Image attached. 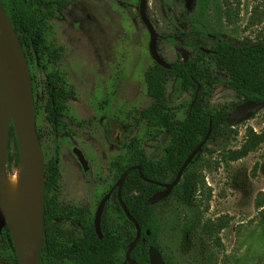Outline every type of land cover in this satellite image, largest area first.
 <instances>
[{"label":"rangeland","instance_id":"1","mask_svg":"<svg viewBox=\"0 0 264 264\" xmlns=\"http://www.w3.org/2000/svg\"><path fill=\"white\" fill-rule=\"evenodd\" d=\"M77 1L52 24L56 40L65 48L60 67L74 93L64 119L68 133L55 139L42 113L37 114L36 125L42 134L44 163L57 152L59 173L68 180L83 178V170L71 152L76 147L88 161L87 178L99 174L103 179L102 175L112 173L111 161L126 153L132 140L154 161L161 158L168 140L164 132H151L135 124L136 113L151 102L143 74L153 62L147 52V32L137 17L138 0ZM146 15L161 37L157 50L167 63L177 59L176 48H183L178 32L189 31L190 17L234 45L264 36V0H193L189 11L172 0H147ZM165 36H172L175 42ZM25 53L38 100L44 92L45 72L35 67L28 48ZM226 84L227 78L221 76L212 87V105L239 101ZM165 92L175 119H182L192 93L182 91L172 78ZM234 129L236 136L229 134L227 139L208 143L198 154L197 173L203 177V184L191 202L199 206L204 219H230L219 234L222 248L217 264H264V143L233 162L222 156L242 147L247 130L264 132V109ZM8 168L6 164L7 173L14 170ZM94 179L88 185L80 180L68 195L81 200L94 194V185L99 183ZM102 191L98 187L95 193ZM153 212L162 255L171 264H189L191 251L184 248L180 226L184 219H190V206L182 207L168 198Z\"/></svg>","mask_w":264,"mask_h":264},{"label":"trees","instance_id":"2","mask_svg":"<svg viewBox=\"0 0 264 264\" xmlns=\"http://www.w3.org/2000/svg\"><path fill=\"white\" fill-rule=\"evenodd\" d=\"M175 2L180 4L182 0H175ZM64 6L65 4H56L52 0H0V7L25 57L28 41L37 39L39 41H35V45L42 47L40 40L43 34L50 29L46 20L62 12ZM187 26L189 31L178 32V36L181 39L180 45L191 53L190 57L183 62L182 57L177 54V59L169 63L171 66L169 70L152 62L143 74L145 91L151 102L145 109L137 112L135 118L136 125H143L148 131L164 132L167 135L168 141L164 154L159 160L154 161L144 154L136 140H132L130 149L111 161L110 168L116 177H119L127 168L138 165L143 178L155 183L171 182L185 158L205 136L209 121L211 132L203 150L208 143L215 144L219 139H227L229 134L233 137L237 135L234 127L225 124L226 116L236 105L246 100L264 102V36L254 41H243L234 45L224 38L213 35L205 24L191 17ZM164 38L174 42L172 36ZM198 45L207 48L209 53L199 51ZM30 54L37 68L47 61L51 64L55 63V52L48 53L39 49ZM221 76L227 78L226 86L239 99L237 103L222 105L210 103L212 87ZM57 77L56 72L52 70L47 76L48 98L43 106L45 111L43 116L48 124L50 135L53 137L65 130L62 116L67 108L65 102L72 93L65 84L58 82ZM170 78L179 85L182 91L192 93L191 102L187 105L182 119H174L172 108L166 98V84ZM197 86L199 90L194 98ZM37 106L38 102L34 97L36 121L38 119ZM36 129L41 142V130L37 125ZM262 143H264V132L257 134L249 129L245 133L242 147L238 150H228L222 156L233 162L256 150ZM208 153L212 154L213 150H208ZM198 157L196 155L186 167L169 198H173L182 207L189 208L190 206V219H184L180 226L184 248L188 249L189 253L191 251V255L189 254L187 258L189 264H217V253L222 248L219 234L228 226L230 219L224 220L221 217L215 220L204 219L199 206H193L192 198L203 184V177L197 173ZM7 165L10 170L19 165L12 125L9 126L8 132ZM58 173V160L55 156H50L44 163V235L39 264H58V243L54 240L60 235L56 220L58 203L55 193ZM168 176L169 180L166 181ZM158 189L156 185L144 182L137 171L130 172L124 180L121 200L129 215L141 229L140 238L130 254L134 264H148L147 251L151 247L161 254L165 264H171L162 255L156 242L157 226L153 209L161 204L145 205L147 199ZM84 231L86 236L91 235L96 240L92 244L93 248L86 251L87 264H121L127 246L124 243L120 245L117 253L113 249V256L109 257V244L106 239L122 235L129 244L135 236L133 224L124 215L115 197L107 201L101 215L100 231L103 239H97L91 221L88 219L85 221ZM146 231H149L148 236ZM1 257L7 258L11 264H17L7 227L2 229L0 235V262H2Z\"/></svg>","mask_w":264,"mask_h":264},{"label":"water","instance_id":"3","mask_svg":"<svg viewBox=\"0 0 264 264\" xmlns=\"http://www.w3.org/2000/svg\"><path fill=\"white\" fill-rule=\"evenodd\" d=\"M193 0H185V8L191 10ZM146 0H139L138 15L148 35V54L152 61L159 67L169 70L170 64L163 60L157 52L158 34L152 27L151 22L145 14ZM182 57L183 62L188 60V54L183 48L176 49ZM205 53L208 51L204 50ZM199 90H197L194 98ZM0 106L2 118L0 120V230L7 226L10 240L15 251L17 264H39L41 244L44 235V157L38 139L35 107L32 95L31 80L28 68L24 59L22 49L10 26V23L0 7ZM264 109V102L243 101L226 116L225 124L235 127L246 121ZM12 125L19 165L16 168L21 170V180L24 184V198L20 210L15 218L8 214L6 201L4 199V181L7 176L6 164L8 154V132ZM211 132L209 121L208 129L203 139L196 145L192 152L185 158L182 165L176 172L174 179L161 185L160 191L153 193L145 202L146 206H153L166 199L173 188L179 183L182 174L190 162L198 155ZM72 153L76 156L82 169L86 171L87 162L81 152L74 148ZM132 171H137L139 177L147 183L156 184L143 178L140 166L127 168L114 184L119 205L126 218L135 228V236L127 245L124 261L122 264H134L130 254L138 242L141 229L136 221L129 215L120 199V187L125 177ZM105 194L99 201L94 213L93 226L98 238H101L100 219L106 202L109 200L111 191ZM149 235V231H146ZM148 264H165L161 254L155 248L147 251Z\"/></svg>","mask_w":264,"mask_h":264},{"label":"flooded vegetation","instance_id":"4","mask_svg":"<svg viewBox=\"0 0 264 264\" xmlns=\"http://www.w3.org/2000/svg\"><path fill=\"white\" fill-rule=\"evenodd\" d=\"M52 1L56 4H65V6L62 9V12L57 13V14L53 15V17L51 19L46 20L47 25L50 27V29L47 33L43 34V37L40 40V42L43 44L42 47L40 48L37 46V44L35 45V41H39L37 39L35 41H28V52H34L36 50L41 49L44 52H48V53L49 52H55V54H56V59H55L54 64H51V63H49V61H47V63L41 64L40 68H37L36 67L37 64L35 62V67L38 70H40L41 72H45V77H44V82H43L44 92L42 94H40L41 99L37 100L38 101L37 109H38L39 114L42 113L44 115V113H45L43 106L47 102V98H48L47 76L51 70L56 72V74L58 76L57 77L58 82H62L63 84L66 85L68 90L70 89L72 91L71 95L68 96V99L65 102V105L67 108H66V110L62 116L63 122L65 124V130L60 132L57 136L54 137L55 139H58L60 135H62L64 133H68V127H67L64 119H65L67 111H68L67 103H68V101H70L72 99L74 93H73L72 86L68 83V81H67V79H66L65 75L63 74L62 69L60 67L61 58H62L63 54L65 53V48H64V46H62L61 40H58V41L56 40L55 34H54L55 29L53 28V30H52V24L54 23V21L57 17H60L63 14V12L65 10H67L68 6H70L71 4L78 3V1L77 0H52ZM172 1L175 5L183 6V8L186 11L190 10V9L187 10L185 8V4H184L185 0H182V2L180 4H177L175 2V0H172ZM138 4H139V0H138ZM138 4H137V17L139 19ZM146 5H147V0H146ZM145 14H146V7H145ZM139 21H140V19H139ZM77 23L76 24L79 28L80 24H79V22H77ZM140 23H141V21H140ZM152 27H153V25H152ZM147 35H148V33H147ZM158 37L159 38L157 39V43H158V40L161 38L159 35H158ZM148 42H149V35H148ZM180 43H181V40H180ZM179 48H181V47H179ZM176 49H178V48H176ZM197 49L201 52H204V50L208 51V49L203 47L202 45H198ZM147 52H148V44H147ZM157 52H158V50H157ZM208 53H209V51H208ZM205 54H207V53H205ZM46 59H47V57H46ZM30 80H31L32 95L34 96V95H36L35 81L32 79H30ZM172 114H173V112H172ZM173 117H174V114H173ZM174 119H175V117H174ZM35 121H36V118H35ZM135 124H136V121H135ZM77 125L81 126V123L78 122ZM40 145H41V142H40ZM41 148H42V145H41ZM74 148H76V147H74ZM74 148H72V149H74ZM78 150L81 152L80 149H78ZM42 151H43V148H42ZM164 151H165V149H164ZM71 152H72V150H71ZM81 154L84 157L85 161L87 162V168L89 169L88 161L86 160V158L82 152H81ZM163 154H164V152H163ZM54 156L58 160L57 152H55ZM73 156L76 158V156L74 154H73ZM76 160H77V158H76ZM77 162H78V160H77ZM78 164H79V162H78ZM80 167H81V165H80ZM81 169H82V167H81ZM88 169L86 171H84L82 169L83 170V173H82L83 178L69 179L68 180L65 177H63V175H61V173H58V176H57V180L55 183V190H56L55 193H56V198H57V203H58V207H57L58 208V215H57L56 220H57L58 225H59V234L60 235L58 237L54 238V240L58 243V247H57L58 248V253H57L58 264H87V262L85 260L86 251L91 250L93 248L92 244L95 243L96 240L91 235L90 236L85 235V231H84L85 221L87 219H88V221H91V226H92V229L94 230L93 220H94V213H95V210L97 208V205H98L99 201L102 199V197L105 194H107L110 190H112L114 184L116 183V181L120 177V176L116 177L115 174L109 172L107 174L102 175L104 177L103 179L100 177L99 174L90 175V178H87ZM93 177H96V179H94V181H99V183L97 182L98 184L95 183V185H94L95 190L98 187L103 189V191L99 195H96L95 190H94V194L88 195L86 198H82L81 200H78L77 198L68 195L69 194L68 192H73L74 187L77 186V184L79 185L80 180H84V184L88 185V182L92 181ZM163 184H167V183H156V184H154L159 188L157 191H160L163 189L161 187V185H163ZM123 185H124V181L122 182L121 187H120V199H121V191L123 189ZM170 195H171V193L168 195V197L166 199H164V200H162L156 204H159V203L161 205L164 204ZM113 197H115L117 200L116 189H113L111 191V195H110L109 200H111ZM117 202H118V200H117ZM118 204H119V202H118ZM44 210H45V207H44ZM82 213H83V215H82ZM91 215H92V217H91ZM100 223H101V219H100ZM4 227H7V226H4ZM2 229L0 230V235H1ZM94 233H95V230H94ZM121 233L123 234V231ZM95 235H96V233H95ZM97 239L102 240L103 237H101V238L97 237ZM106 241L109 244V246H108L109 257L113 256L112 255L113 249H115V251L117 253L120 245H123V243L126 246L128 245L126 240L123 239L122 235L114 237V238H107ZM113 243H115V246H113ZM125 251H126V249L124 250L123 257L125 256ZM1 259H2V262H0V264H11V262L9 263L7 258L1 257ZM123 261H124V259H123ZM123 261L121 262V264L123 263Z\"/></svg>","mask_w":264,"mask_h":264},{"label":"bare ground","instance_id":"5","mask_svg":"<svg viewBox=\"0 0 264 264\" xmlns=\"http://www.w3.org/2000/svg\"><path fill=\"white\" fill-rule=\"evenodd\" d=\"M2 110L0 106V120ZM24 198V184L21 180L20 168L9 172L4 181V199L6 201L8 214L15 218L20 210Z\"/></svg>","mask_w":264,"mask_h":264}]
</instances>
